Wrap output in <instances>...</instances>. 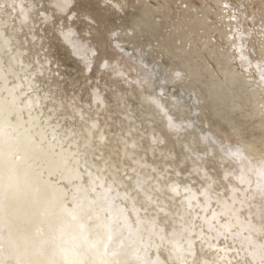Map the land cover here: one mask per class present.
Here are the masks:
<instances>
[{
  "label": "bare ground",
  "instance_id": "6f19581e",
  "mask_svg": "<svg viewBox=\"0 0 264 264\" xmlns=\"http://www.w3.org/2000/svg\"><path fill=\"white\" fill-rule=\"evenodd\" d=\"M51 1H57V8L61 12L71 4V0ZM27 5L24 0L21 4L23 16L15 22L0 3V264H254V255H240L241 261L233 262L225 248L203 246L194 240L196 235L191 233L188 225L190 220L193 221L191 207L197 202L203 211L208 209L212 200L216 201L217 210L205 223L209 222L215 238L222 239L217 240L218 245L227 242L231 229L240 233L247 231L251 228V222H244L243 218H247L242 206H237L240 202L238 196L215 179L206 166H200L201 156L191 158V154L198 151L194 153L189 140H183L182 160L184 162L189 158L191 169L183 171L174 165L175 171L159 170L160 162L169 165L170 162L166 160L172 158V153L158 147L159 139L153 131H147L144 136L148 143L144 147L141 137L133 134L129 128L113 132L110 135L113 142L110 143L104 126L98 119L92 121L89 117L85 134H74L73 137V126L64 127L61 122L68 117L73 121L84 118L85 112L81 108L73 101L60 97L56 103L49 104L45 103L49 99L47 94H29L37 81L29 76L31 63L24 60L27 51L22 47L19 32L26 28L30 30L31 12L36 7L33 1L29 3L31 6ZM34 36L32 34V38ZM77 44L79 54L82 46ZM41 62L38 60L39 64ZM118 66L119 63L114 72L122 74ZM44 70L45 66H40L39 72L44 74ZM159 72L163 70L158 69ZM214 79L220 82V78ZM237 81L233 74L227 83L218 84L224 96L230 95V98L224 99V107L233 118L238 116L240 111L236 110L241 104L250 101ZM25 87L28 91L24 90ZM141 94L150 105L152 101L149 96L145 97V92ZM92 95L96 106L101 107L104 102L101 94L95 92ZM48 107L52 111L46 112ZM66 109L68 112L64 113ZM170 119L164 121V126H168L170 132L176 131L174 136L180 141L178 131L183 128L180 125L181 129H174ZM207 134L214 137L211 132ZM255 139L247 140L257 149L255 154L251 148L230 146L228 141L222 142V146L228 145L231 153H237L238 159L247 163L240 166L242 169L249 170V165V171L254 175L259 171L255 188L264 197V158L261 162L260 156L259 160L256 157L264 138L261 143ZM96 143L103 146L96 148ZM111 151L113 156L110 155ZM150 154H157L163 161L148 160L147 155ZM116 159L123 164L118 165ZM129 160L132 162H127V166L125 163ZM179 173L197 181V187L180 179L177 176ZM246 176L242 177L243 181L239 178V181L250 183V177ZM220 187L223 188L221 194H216L215 190ZM165 195H169L173 201L168 202ZM179 195H184V198L177 206L175 197ZM221 216L226 217L224 222H221ZM213 221L217 223L213 225ZM163 222L165 229L161 226ZM193 222L199 227L205 224L199 216ZM177 224L182 227L180 233L175 231ZM252 229L259 231V226L255 224ZM253 236H245L248 241L245 251L251 244L264 249V238ZM198 237L201 240V236ZM254 238L257 240L252 242ZM259 260L264 261V253Z\"/></svg>",
  "mask_w": 264,
  "mask_h": 264
},
{
  "label": "rangeland",
  "instance_id": "374dc122",
  "mask_svg": "<svg viewBox=\"0 0 264 264\" xmlns=\"http://www.w3.org/2000/svg\"><path fill=\"white\" fill-rule=\"evenodd\" d=\"M3 1H0L2 9L6 14L10 13L13 21H18V18L23 16L21 4L24 0H21V3L20 0H12L13 5L11 0L5 1L6 5L2 4ZM32 1L36 8L31 12L33 15L28 26L30 30L26 28L19 32L22 47L27 51L24 60L31 63L29 76L37 81L36 87L30 89L29 94L31 96L32 94L35 96L36 93L47 94L49 99L45 100V103L49 104L56 103L60 97L73 101L74 105L81 108L85 112L84 118H75L73 121L66 116L67 122L66 120L61 122V126L69 128L73 126L72 136L85 134L84 131L89 126L87 120L89 117L92 121L98 119L104 126L110 143L113 142L110 137L113 132L129 128L133 134L141 137L144 147L148 144L144 136L147 131H153L159 139L158 147L172 153V158L166 160L170 162L169 165L160 162L159 170L175 171L174 165L183 171L190 170L191 160L189 158L184 162L182 160L183 140H189L194 153L198 151L196 154L191 152V158L201 156L199 158L201 161L198 160L200 166L202 168L206 166L215 179H219L227 189H230V193L234 192L233 194L238 196L240 202L237 206H242L247 219L242 218L246 224L248 221L251 222V228L241 232L243 234L231 229L226 238L227 242H222L223 244L220 242L218 245L219 238H215L214 231L208 226L209 222L205 223V220L212 218L210 215L217 210L216 201L212 200L208 209L203 211L197 202L191 207V218L197 221L199 216L206 225L199 227L197 223L189 221V225L187 224L189 230L192 229L191 233L196 235L194 240L203 246L225 248L233 262L239 263L241 256L254 255V264H263L264 261L259 260V256L264 253L263 248L251 244L245 251L248 242L245 236L253 234V237L264 238V197L257 191L258 188H255L259 171L254 175L249 171L251 169L249 165V170L242 169L240 166L247 163L243 162V159L239 160L237 153H231L228 145L222 146V142L226 141L230 146H244V142L237 141L228 126L213 117L207 102L198 100L195 90L190 89L182 77L180 62L159 52V42L153 40L149 32H142L140 28L132 26L130 21L144 5L154 11L155 21L161 25L164 37L168 36L166 34L170 32V26L180 21L184 27L190 29L192 36L195 37L198 33L204 37L203 43L209 42V46L222 48L230 53L225 59L227 62L224 60L222 65V69L226 67L225 70L223 73L218 72L217 78H220V82L227 83L229 77L236 75L237 82H240L245 92L244 96L251 102L254 101V106L258 109V121L260 124L263 123L264 130V0H71L68 8L62 12L58 9L57 1L52 3L51 0H25V5L31 6L29 3ZM196 28L199 29L197 33ZM72 30L74 34L70 33ZM32 34H35L33 38ZM76 43L81 44L84 53H77ZM203 43H199V46ZM38 60L42 61L41 64ZM228 61L232 64V72L227 67ZM209 62L211 66H216L213 60ZM118 63L122 74L114 72ZM171 63L176 65L175 68H168ZM42 65L45 66L44 74L39 72ZM158 69L163 72L158 73ZM24 90L28 91V88L25 87ZM95 92L100 93L104 99L99 108L91 97ZM142 92L146 93L145 97L149 96L152 101L150 105L143 99ZM229 96L226 95L225 99L230 98ZM50 111L52 109L48 107L46 112ZM66 111L68 112L67 109L63 112ZM127 117L130 120L127 121ZM142 117L145 119L142 120ZM169 119L174 129L183 128L178 131L180 141L174 136L176 131L170 132L168 126H164V121L168 122ZM96 126L99 127L98 124ZM207 132H211L214 137L209 136ZM96 144V148L103 146ZM248 144L255 154L257 149L249 142ZM244 148L250 150L245 146ZM259 148L261 151L256 157L258 159L260 156L258 160L262 162L264 143L260 144ZM104 150L107 152V148ZM111 152L110 155L113 156V151ZM147 159L154 162L162 160L157 154L147 155ZM115 162L120 166L123 164L118 159ZM127 162L130 164L132 161H126L125 164L128 166ZM242 175L244 177L247 175L246 178L249 176L250 183L240 182L239 178L243 181ZM177 176L197 187V181L180 173ZM235 188L238 190L235 191ZM222 190L220 187L215 193L221 194ZM164 198L168 202L173 201L169 195H165ZM175 198L179 206L184 195ZM202 202L205 201L201 200ZM154 217L156 218L157 214ZM225 218L221 216V222H224ZM240 221L242 224L241 219ZM216 223L217 221H213V225ZM255 224L259 226V231H251ZM161 226L164 228L165 223H161ZM174 228L178 233L182 230L178 224ZM198 235L201 236V240H198ZM256 238L252 239V242L257 240Z\"/></svg>",
  "mask_w": 264,
  "mask_h": 264
},
{
  "label": "water",
  "instance_id": "95a60500",
  "mask_svg": "<svg viewBox=\"0 0 264 264\" xmlns=\"http://www.w3.org/2000/svg\"><path fill=\"white\" fill-rule=\"evenodd\" d=\"M130 22L142 32H149L151 38L159 42V52L180 62L182 77L187 86L195 90L198 100L210 105L213 117L225 123L237 141L244 142V146L250 148L248 138L262 140L260 137L264 134L263 125L258 123L257 108L254 102L248 101L239 105L236 111L240 112L235 118L229 115L224 107L225 96L218 88L220 82L214 77L222 71L223 62L229 55L228 52L222 48L209 46V42L203 43L204 37L197 33L198 28L195 30L197 36H192L190 29L184 27L180 21L171 25L170 32L166 34L168 36L164 37L161 25L155 21L154 11L144 5L132 16ZM199 43L203 44L199 46ZM210 60L214 61L215 67L211 66ZM175 66L171 63L168 68L172 69ZM228 69H233L230 62H228Z\"/></svg>",
  "mask_w": 264,
  "mask_h": 264
}]
</instances>
